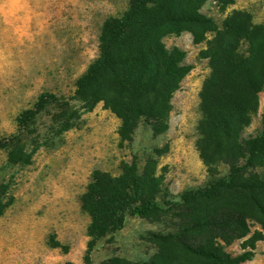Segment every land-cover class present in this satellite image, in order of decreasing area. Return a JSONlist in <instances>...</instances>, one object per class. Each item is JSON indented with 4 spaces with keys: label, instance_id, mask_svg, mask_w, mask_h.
I'll return each instance as SVG.
<instances>
[{
    "label": "trees",
    "instance_id": "1",
    "mask_svg": "<svg viewBox=\"0 0 264 264\" xmlns=\"http://www.w3.org/2000/svg\"><path fill=\"white\" fill-rule=\"evenodd\" d=\"M206 1L129 0L125 11L103 22L99 55L75 81L72 96L40 94L18 116V133L0 138L8 164H28L34 149L27 151L24 140L38 114L55 108L53 118L67 131L81 112L98 103L120 121L121 142L129 143L141 122L154 135L162 134L173 95L191 69L182 63L184 52L168 49L163 39L188 31L198 43L206 33L213 34L199 53L210 71L198 94L200 117L195 128V147L208 182L172 200L164 195L152 160L142 172L134 158L123 163L117 175L94 170L80 197L81 212L89 218L85 264L98 242L110 241L127 217L172 213L177 222L172 231L148 236L157 247L148 261L114 256L101 264H243L263 238L264 133L242 138V132L258 109L260 94L264 95V26L254 23L248 12L233 10L218 29L200 13ZM213 1L221 10L234 3ZM221 164L227 167L224 176L217 174ZM11 185L0 175V216L12 203ZM254 225L258 229L245 241L250 251L237 256L224 251V246L247 237Z\"/></svg>",
    "mask_w": 264,
    "mask_h": 264
},
{
    "label": "rangeland",
    "instance_id": "2",
    "mask_svg": "<svg viewBox=\"0 0 264 264\" xmlns=\"http://www.w3.org/2000/svg\"><path fill=\"white\" fill-rule=\"evenodd\" d=\"M128 1L0 0V138L18 133V116L40 94L72 96L75 81L99 55L103 22L125 11ZM233 10L248 12L254 23L264 26V0H234L224 10L207 0L200 13L220 29ZM212 36L206 33L196 43L190 32L183 31L163 39L168 49L183 51L182 63L191 67L173 95L164 133L154 135L141 122L132 140L121 142L117 133L120 121L101 103L81 112L74 126L62 131L63 124L53 118L57 110L50 107L34 118L31 133L25 136L27 151L34 149L28 164H8L0 150V167H4L0 175L12 181L13 199L0 216V264H85L89 218L81 212L80 197L94 170L117 175L122 164L134 158L142 172L152 160L163 193L172 200L206 185L209 177L196 151L195 128L200 117L198 94L210 71L199 53ZM246 49L243 46L241 51ZM261 133L263 94L242 138ZM160 149L165 151L157 153ZM226 172V166H218V176ZM175 222L172 213L159 218L127 217L110 241L98 242L89 264H101L114 256L148 261L157 251L148 236L172 231ZM255 229L257 225L244 239L224 246V251L231 256L250 251L245 241ZM251 253L243 264H264V234Z\"/></svg>",
    "mask_w": 264,
    "mask_h": 264
}]
</instances>
